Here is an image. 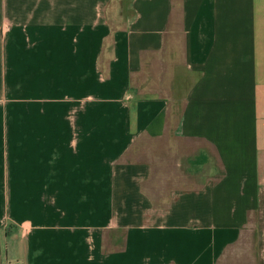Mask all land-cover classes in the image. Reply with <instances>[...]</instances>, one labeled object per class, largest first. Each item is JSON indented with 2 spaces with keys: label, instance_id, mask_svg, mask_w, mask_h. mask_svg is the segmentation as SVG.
<instances>
[{
  "label": "crops",
  "instance_id": "obj_1",
  "mask_svg": "<svg viewBox=\"0 0 264 264\" xmlns=\"http://www.w3.org/2000/svg\"><path fill=\"white\" fill-rule=\"evenodd\" d=\"M264 195V0H0V264H216Z\"/></svg>",
  "mask_w": 264,
  "mask_h": 264
},
{
  "label": "rangeland",
  "instance_id": "obj_2",
  "mask_svg": "<svg viewBox=\"0 0 264 264\" xmlns=\"http://www.w3.org/2000/svg\"><path fill=\"white\" fill-rule=\"evenodd\" d=\"M216 264H264V195L261 210L253 213L239 239L226 248Z\"/></svg>",
  "mask_w": 264,
  "mask_h": 264
},
{
  "label": "built area",
  "instance_id": "obj_3",
  "mask_svg": "<svg viewBox=\"0 0 264 264\" xmlns=\"http://www.w3.org/2000/svg\"><path fill=\"white\" fill-rule=\"evenodd\" d=\"M6 264H9V263H6Z\"/></svg>",
  "mask_w": 264,
  "mask_h": 264
}]
</instances>
